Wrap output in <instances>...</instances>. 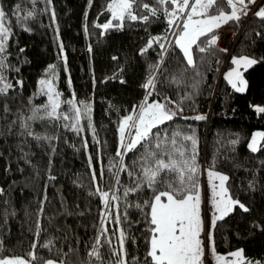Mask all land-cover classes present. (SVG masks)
<instances>
[{
  "label": "trees",
  "instance_id": "1",
  "mask_svg": "<svg viewBox=\"0 0 264 264\" xmlns=\"http://www.w3.org/2000/svg\"><path fill=\"white\" fill-rule=\"evenodd\" d=\"M129 2L136 20L113 19L112 0H0L9 32L0 89L10 85L0 92V258L152 264L145 202L170 191L168 181L179 187L180 171L187 182L185 161L194 157V183L200 187L203 168L222 173L230 196L248 209L235 206L216 221V251L241 249L245 261H264V139L255 152L247 147L254 130L264 134V113L255 111L264 107V19L240 13L226 24L237 31L244 23L223 69L226 54L208 45L213 32L192 45L189 65L176 43L184 12L169 16L171 0ZM221 7L231 10L227 0ZM217 13L214 5L207 15ZM241 56L257 63L243 71L246 88L237 92L221 72ZM146 96L175 116L123 152L120 120ZM157 160L176 170L150 187L144 173ZM100 192L110 195L107 208Z\"/></svg>",
  "mask_w": 264,
  "mask_h": 264
},
{
  "label": "snow or ice",
  "instance_id": "2",
  "mask_svg": "<svg viewBox=\"0 0 264 264\" xmlns=\"http://www.w3.org/2000/svg\"><path fill=\"white\" fill-rule=\"evenodd\" d=\"M161 3L167 2V0H160ZM176 7L174 11L168 12L169 16L175 17L176 13H183L185 8L189 7V0H171ZM224 0H195V3L191 5V13L188 15L187 20L183 24V33L179 35L176 43L181 48L184 56L187 59L189 65L193 63L192 56L190 53V47L200 36H205L208 33L213 32L215 29L220 28L223 24L228 23L231 20H239L240 13L247 15L248 5L255 4L256 0H227V4L231 7V13L227 14L221 7ZM216 6L217 15H207L209 9ZM132 4L129 0H112V3L108 5V10L111 12L113 19L123 21L125 15L136 20L137 17L131 13ZM144 8H148L147 4H144ZM155 15V12H152ZM5 12L0 10V52L4 51V45L8 39V29L4 27L3 20L5 18ZM255 15L261 19H264V6L260 7ZM193 16H206L205 19L193 20ZM147 19V17H144ZM169 24L173 23L170 19ZM110 23L103 25L105 29L111 27ZM259 35V33H257ZM218 37L212 36L208 40L209 46H214L217 42ZM149 42V47L151 46ZM200 51H205L201 48ZM227 52V49H222ZM232 64L236 67L225 74V80L237 91L243 92L246 88V82L242 77L240 68L243 67L245 70L257 63L255 59L241 56L239 58L233 57ZM42 85L45 81L40 82ZM154 86L153 80H148L144 85L145 88ZM10 85H5L4 89H0L3 92ZM52 89L49 86L48 99L51 103L52 113L55 112L58 104L53 99ZM58 95V94H57ZM71 103V101L69 102ZM87 108V105L84 106ZM90 111V108L87 109ZM77 115L80 114V109L77 108ZM257 113H264V107H256ZM49 113V115H52ZM175 113L166 111L165 106L159 103H153L147 107H142L138 120L135 122V136L127 145V150L131 151L135 146L140 143L141 140L146 139L153 127L158 124L164 123L165 121L172 120ZM196 119H204L203 116H198ZM133 117L129 116L120 124L121 132V146L124 144V133L125 128L129 126V121H132ZM185 139H192L193 145L195 140L192 137H185ZM258 139H264V134L257 133L249 144V148L255 152L257 151ZM174 142V141H173ZM159 146V145H158ZM121 155V153H117ZM185 167L187 172L190 173L187 176V182L185 180L184 171H180V186L177 187L171 181H168L167 187L170 191H163L155 193L151 202H145L150 208V224L153 226L149 229L150 236V247L147 252V256L151 257L152 264H203L204 247L201 239V232L203 231V222L201 216V197L199 192V185L193 182V176L197 171L195 164V158L189 163L185 161ZM175 171L176 166L174 163H165L163 160H157L155 168H147L145 170V177L147 178L148 185L151 187L154 184H164L165 179L162 177L157 180V177L161 172L165 170ZM210 182L213 179L219 180V185H212V202L215 206L219 216L212 217V227H215L216 221L223 219L224 216L228 215L233 206L238 204V201H234L227 196V189L225 188V182L228 177L216 173L209 172ZM95 179V177H94ZM188 183L192 184V187L196 189L195 192L191 191L188 187ZM217 188L219 189L217 191ZM98 191H100L98 189ZM127 195V192L125 193ZM102 201L107 208L108 205V193L100 192ZM166 198L165 200H162ZM217 197L219 199H217ZM116 199L115 196L112 197ZM139 207V206H138ZM245 212L248 211L244 205L240 204ZM116 222L119 223V217L116 218ZM211 239V233L209 234ZM124 233L120 234L121 250H123ZM98 255V253L91 252L89 255ZM215 255V250L213 249ZM233 260H226L223 256H215L217 264H245V258L243 257L242 250H238L230 253ZM0 264H25V261L20 258H0ZM47 264H54L53 261H47ZM62 264V262H61ZM123 264V261H121ZM246 264H253L252 261H247Z\"/></svg>",
  "mask_w": 264,
  "mask_h": 264
},
{
  "label": "crops",
  "instance_id": "3",
  "mask_svg": "<svg viewBox=\"0 0 264 264\" xmlns=\"http://www.w3.org/2000/svg\"><path fill=\"white\" fill-rule=\"evenodd\" d=\"M181 2H182V0H181ZM204 2H206V0H204ZM194 3H195V1L193 3H191V4L189 3V7L187 8V11H186L187 12L186 13L187 17L183 20L182 26H183L184 22L187 20L188 15L191 13V5L194 4ZM262 6H264V0H256V3L255 4H249L248 5V12H247L248 15L247 16H249L250 14L255 15V13ZM225 13L230 14L231 13V10L229 12H225ZM217 14H213V15H217ZM205 18H206V16H193L192 17L193 20H201V19H205ZM226 24H223L220 28L226 27ZM243 24L244 23H242V25L240 26V28L237 31H233L232 29H230V30L233 31V32H238V31H240V29L243 26ZM216 30L217 29H215L213 31V33L212 32L211 33L214 34L216 32ZM182 33H183V27H182V30L180 31L179 35L182 34ZM192 45L190 47L191 56H192ZM182 53H183V51H182ZM234 66L235 65L232 64L231 65V68L234 67ZM224 79H225V77H224ZM230 86L232 87V85H230ZM226 182H225V188L227 189ZM219 183H220L219 180H216V179H213L210 182L209 175H208V180L207 181H203L202 189H199L200 197H201L200 208H201V216H202V222H203V231L201 232V239H202L203 247H204L203 264H217V261L215 259V256H223L226 260H229V261L230 260H233V259H235V257H232L230 255V253L235 252V251H238V250H241V249H235V250L230 251L228 253H219V252L216 251L215 246H214L213 236H212V234H213L212 217L214 215L215 216H219V213L216 211L215 206H214V204L212 202V199H213L212 185L215 184V185L218 186ZM218 190L219 189L217 188V191ZM227 196H228V198H231L232 200H234L230 196L228 189H227ZM217 199H219V198L217 197ZM162 200H165V202H166V198H163L162 197ZM234 201H236V200H234ZM239 205H240V203L238 202V204H236V205L233 206V209H234L235 206H239ZM210 233H211V239H209V234ZM149 247H150V244H149ZM213 249L215 250V255L213 254ZM243 257H244V255H243Z\"/></svg>",
  "mask_w": 264,
  "mask_h": 264
},
{
  "label": "rangeland",
  "instance_id": "4",
  "mask_svg": "<svg viewBox=\"0 0 264 264\" xmlns=\"http://www.w3.org/2000/svg\"><path fill=\"white\" fill-rule=\"evenodd\" d=\"M194 1H195V0H189V3L191 4V3H193ZM185 11H187V8L184 10V14H185V15L183 16V20L187 17ZM112 18H113V17H112ZM3 25H4V27L6 28L4 22H3ZM178 38H179V36L177 35V37H176V41H177ZM233 48H234V47H233ZM190 53H191V52H190ZM183 54H184V53H183ZM228 58H229V57H228ZM228 58H226V56H225V59H224V62H223V64H222L221 69L224 68V66H225V62H226L227 60H229ZM186 60H187V59H186ZM231 60H232V59H231ZM235 67H236V66H234V67H232V68L234 69ZM232 68L230 67V68H228V69H226V70L224 69V71L222 70L221 74H223V77H225V74L228 73L229 71H231ZM244 70H245V69H244L243 67L240 68V72H241V73H242ZM242 77H243V73H242ZM243 79H244V78H243ZM153 103H159V104H162V105H163V103H161L160 101L155 100V99H154V100H151V99H149V96H146V97L144 98V100H142V101L137 105V107L133 110V112H131L130 114L126 115L125 117H123V118L120 120V123H119V126H118V133H119L120 145H121L120 124H121V122L124 121L127 117H129V116H132V117H133V120H132V121H129V126L125 128L124 142H123L124 146H123V147L121 146L123 152H126V151H127V145H128V143H129V142L131 141V139H133L134 136H135V126H134V125H135V122H136V121L138 120V118H139V115H140V112H141L142 107H147L148 105L153 104ZM85 110H86V109H85ZM165 110H166V109H165ZM166 111H170V112H172L171 110H166ZM84 112H86V111H84ZM75 115H76L75 119H76V118H78V119L81 118V115H80V114H79V116L77 115V111H76V110H75ZM78 124H80V123H78ZM257 133H261V134H262V131L259 130V129H257V130H254V131L252 132V134H251V136H250V139H249V141H248V145H247V147H248L249 150H251V149L249 148V144L252 142V138H253ZM261 142H262V139H258V141H257V150H258L259 147L261 146ZM251 151H252V150H251ZM209 172H213V173H217V174H220V175H224V174L219 173V172H217V171L209 170V169L203 168V170H202V172H201V181H202V183H201L199 189H202L203 181H207V180H208V174H209ZM110 199H111V198H110V195L108 194V203H109ZM6 258H20V259H23V260L25 261V264H31V263H30V260H29V259H26V258H24V257L13 256V257H6ZM51 261H53V260H51ZM53 262H54V264H61V262H58V261H53ZM44 264H47V262H45ZM62 264H63V263H62Z\"/></svg>",
  "mask_w": 264,
  "mask_h": 264
},
{
  "label": "built area",
  "instance_id": "5",
  "mask_svg": "<svg viewBox=\"0 0 264 264\" xmlns=\"http://www.w3.org/2000/svg\"><path fill=\"white\" fill-rule=\"evenodd\" d=\"M240 31L238 32H233L228 28L222 27L219 28L213 36H217V42H216V46L222 50V49H227V52H224L226 54V58H228L232 52V49L234 47V44L238 38V34ZM253 262V264H264V261L261 260H250ZM247 262V261H246ZM245 262V264H246Z\"/></svg>",
  "mask_w": 264,
  "mask_h": 264
}]
</instances>
